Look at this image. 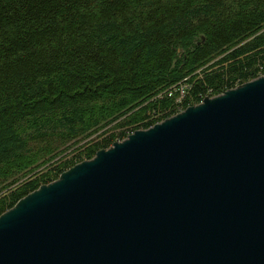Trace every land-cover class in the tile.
Wrapping results in <instances>:
<instances>
[{
	"label": "trees",
	"instance_id": "trees-1",
	"mask_svg": "<svg viewBox=\"0 0 264 264\" xmlns=\"http://www.w3.org/2000/svg\"><path fill=\"white\" fill-rule=\"evenodd\" d=\"M259 74L264 0H0V194L103 125L130 115L133 132L171 118L178 96L161 93L187 76L183 109ZM60 169L2 196L0 215Z\"/></svg>",
	"mask_w": 264,
	"mask_h": 264
},
{
	"label": "water",
	"instance_id": "water-1",
	"mask_svg": "<svg viewBox=\"0 0 264 264\" xmlns=\"http://www.w3.org/2000/svg\"><path fill=\"white\" fill-rule=\"evenodd\" d=\"M0 264H264V76L19 200Z\"/></svg>",
	"mask_w": 264,
	"mask_h": 264
},
{
	"label": "rangeland",
	"instance_id": "rangeland-1",
	"mask_svg": "<svg viewBox=\"0 0 264 264\" xmlns=\"http://www.w3.org/2000/svg\"><path fill=\"white\" fill-rule=\"evenodd\" d=\"M220 59H221V57H219V58L213 60L212 62L208 63L207 65L199 68L194 73V75L200 74V76H202L203 74H205L204 72L207 71V69H209V67H211L215 62H217ZM258 66H260V65H256L254 67V71H256V69H258ZM208 72H210V70ZM188 79H189V77L187 76L179 84H182V85L188 84L191 87V85L188 82ZM238 82H240V81L238 80L237 83ZM165 93H166V91H164V93H161V95H164ZM209 94H210V92H209ZM209 94H207V95H209ZM159 97H161V96H159ZM206 97H209V96H206ZM172 98H174V99L176 98L174 101H175V104H177V101L179 99V95H178V97L173 96ZM180 109L181 108H179V110ZM176 112H177V110H175V113ZM165 114H168V113H166V111L163 112V113H159L157 116L147 118L145 120V122L146 123L153 122V121H155V120L163 117ZM129 116L130 115H126V116L121 117V118H119V119H117L115 121H112V122H110V123H108L106 125H103L97 132L93 133L89 137L84 138V139H80V140H78L75 143L69 144L68 145V148L66 146L62 150V152H60V154H58L56 157H54L53 159H49L50 160L49 162H47L46 164H44L40 168L34 170L33 172H31L27 176H25L22 179H20V181H18L17 183H15L7 191L1 193L0 194V198L2 196L6 195V193H8L9 191H11V190H13L15 188H18L19 186H21L26 181H28L30 179H33V178L37 177L40 174H45V173L49 172L50 170H56L57 168H61L59 172H61L62 170H66V169L69 170L73 166H75V165H77V164H79V163H81L83 161H87L84 158L85 156L84 155H81V154L84 151H86L90 146H92V145H94L96 143H99V142L103 141L104 139L109 138L112 135H115L116 138H114L112 144L109 147H111L113 145V143L122 142L129 135H131V134H133L135 132V131L132 132V130H133L134 127H127V128L124 127V125L128 124V122L130 120L129 119ZM141 125H143V124H140V126ZM139 130H146V129H139ZM139 130H136V131H139ZM122 132H124V134L123 135H119ZM80 155H81V157H80V159H78ZM56 172L59 175V172L58 171H55L52 174H54ZM59 176L56 177L55 175H52V178L55 181V180H57L59 178Z\"/></svg>",
	"mask_w": 264,
	"mask_h": 264
},
{
	"label": "built area",
	"instance_id": "built-area-1",
	"mask_svg": "<svg viewBox=\"0 0 264 264\" xmlns=\"http://www.w3.org/2000/svg\"><path fill=\"white\" fill-rule=\"evenodd\" d=\"M262 76H264V74H259V77H262ZM189 89L190 88H189V86L187 84H185V85L178 84V85H176V86H174V87H172V88H170V89H168L166 91V93L168 94L169 97H171L174 94H176L177 96L179 95V99H178L177 104H176V110H177V112L175 113V115L180 114V113H182L185 110V109H183V101L187 98L188 93H189ZM202 100L200 101V103L202 102ZM179 108H181V109L179 110Z\"/></svg>",
	"mask_w": 264,
	"mask_h": 264
}]
</instances>
